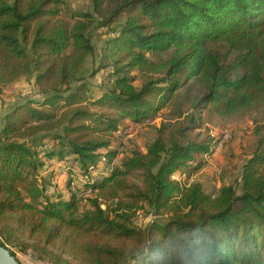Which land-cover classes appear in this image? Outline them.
<instances>
[{
  "label": "trees",
  "instance_id": "obj_1",
  "mask_svg": "<svg viewBox=\"0 0 264 264\" xmlns=\"http://www.w3.org/2000/svg\"><path fill=\"white\" fill-rule=\"evenodd\" d=\"M88 1L68 18L66 0H0V97L24 78L37 90L0 126V246L77 264H264V0ZM89 59L112 70L98 98ZM165 108L172 119L121 154L119 133ZM240 117L259 141L238 175L225 170L218 190L174 178L227 149L214 118ZM52 162H72L63 191L45 185L63 174ZM74 172L95 194L87 209ZM140 209L153 219L142 228Z\"/></svg>",
  "mask_w": 264,
  "mask_h": 264
},
{
  "label": "rangeland",
  "instance_id": "obj_2",
  "mask_svg": "<svg viewBox=\"0 0 264 264\" xmlns=\"http://www.w3.org/2000/svg\"><path fill=\"white\" fill-rule=\"evenodd\" d=\"M66 2L67 4L66 6H64V12L65 14L68 15L67 16L68 18L71 17L72 15V14L70 15L71 12H78L82 10L86 11V9L87 10L89 9L88 0H66ZM95 39L97 41V37H95ZM166 57L167 54L164 53L151 56L152 59H156V60L162 58L165 59ZM97 69H98V64L94 65L92 63V59H89L88 66L86 67V71H85V76L89 78L90 85L94 91L96 98H98L102 94L103 87L105 88V86L108 83L107 73L112 71L111 69H107L104 71L103 70L98 71L97 74H95ZM135 75H137V73H135ZM32 84H33L32 79L24 78L21 81V83H19L18 85H14L11 87L9 86L4 89V97L2 98L4 100H2L0 97V126L9 108L12 107L15 104V101L20 99V97L22 98V96L18 93L19 91L27 87L25 91L28 90V92H26L24 96L30 95L31 97H33L36 94L37 90L33 88ZM135 84L140 85V81L139 80L135 81ZM183 100L184 99H182V93H181L176 98V101L178 104L181 105V103H183ZM182 107H184V105H182ZM171 110L172 108H165L159 113H157L155 115V119H153L154 124H159L161 123L162 120L167 121L168 118H171V116H169ZM208 127L212 135L215 136L217 139L223 137L224 132H228L229 134H231V138L228 141L227 149L221 155L219 151H216V155L214 156H210V157L202 156L198 158V159H204L205 165L192 178L190 179L187 178L189 172L185 171L183 175L181 173L175 174L174 176L175 179L177 180L187 179L189 183L193 182L194 180H198L207 186L208 185L219 186L218 183H212L211 180H219V178L221 177V175L225 170L227 172L236 171L234 172L235 173L234 175H238V173L240 172L239 168L249 156L247 154L248 153L250 154V152L253 154L257 146V143L259 141L258 136L254 135V124L252 120L249 119L248 117H240L239 119L228 122L214 118L208 124ZM142 129L143 128L139 129L138 131H133L130 134V136H126L122 139V142L124 143L125 146L124 151L127 150L126 152L123 151V154L129 152L131 149H133V147L136 144H139V142L143 144V142H148L153 137L152 134L153 129L150 128L149 129L150 131H148L147 129L144 130ZM118 159L119 157H117L114 160L112 167H110L109 170H111V168H113L114 165L118 163L117 161ZM51 165L52 166H50V168L47 169L49 172L52 171L59 172V170H61V172L63 171V174L62 175L60 174L59 176L55 175L53 177L52 180L53 186L52 183L49 185V183L47 182L45 185H48L51 188L50 190H52L54 186L56 187V185L58 189L63 188L62 191L65 190L64 187L66 186V184L71 183V178H70L71 176L67 174V171L72 166V162L71 165L69 164L70 167L68 165V167H66L64 170L60 169V167L58 168L55 162H52ZM76 172H74L73 174L74 177L72 178L74 179L75 182L73 186L74 190L72 191L76 193L77 199H79L80 201V207L82 209H87L88 201L90 197H94L95 194H92L89 188L87 189L84 188L85 187L84 183H87V181L83 179L82 176L78 177ZM97 174L99 173H95V177ZM81 181L84 183H82ZM103 207L104 208L106 207L105 202H103ZM151 220L153 219H151V215L147 212V210L140 209L134 218V224L136 227L142 228L146 226L147 223L151 222ZM26 244L32 245L30 242L29 243L27 242ZM8 248L15 253L16 258L20 262V264H30L34 258L37 260L38 264H64V263L77 264L76 262H73L72 259L62 256L57 251L52 250L50 248L48 251L51 254L36 251L33 247H30L27 250H23L20 248L18 244H10L8 245ZM123 264H133V260L128 258L127 260H125Z\"/></svg>",
  "mask_w": 264,
  "mask_h": 264
},
{
  "label": "built area",
  "instance_id": "obj_3",
  "mask_svg": "<svg viewBox=\"0 0 264 264\" xmlns=\"http://www.w3.org/2000/svg\"><path fill=\"white\" fill-rule=\"evenodd\" d=\"M154 124L153 120H147L145 121L144 123H133L129 126H127L125 129H123L120 133H119V136L121 139H123L124 137L126 136H130V134L133 132V131H138L139 129H141L142 127L144 126H148V125H152ZM223 137L220 138V141L218 143V147L221 148L224 146V144H226V142L228 140H230L231 138V134H229L228 132H224L223 133ZM219 140V139H218ZM124 143L121 142V145L119 146L118 150L120 153H122L124 151ZM30 264H38L37 263V260L34 258Z\"/></svg>",
  "mask_w": 264,
  "mask_h": 264
},
{
  "label": "water",
  "instance_id": "obj_4",
  "mask_svg": "<svg viewBox=\"0 0 264 264\" xmlns=\"http://www.w3.org/2000/svg\"><path fill=\"white\" fill-rule=\"evenodd\" d=\"M0 264H20L9 249L0 246Z\"/></svg>",
  "mask_w": 264,
  "mask_h": 264
},
{
  "label": "crops",
  "instance_id": "obj_5",
  "mask_svg": "<svg viewBox=\"0 0 264 264\" xmlns=\"http://www.w3.org/2000/svg\"><path fill=\"white\" fill-rule=\"evenodd\" d=\"M25 87H26V86H25ZM26 88H27V87H26ZM26 88L23 89V90H21V91H19L18 93H19V94L21 93L22 95L26 94V92H28V90L25 91ZM211 181H212V183H218V184H219V186H218V185H215V187H216L217 190H218V189L221 187V185H222V183L219 182L218 180H211Z\"/></svg>",
  "mask_w": 264,
  "mask_h": 264
}]
</instances>
